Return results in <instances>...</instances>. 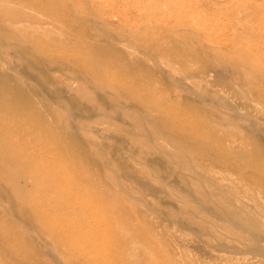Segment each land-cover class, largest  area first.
Wrapping results in <instances>:
<instances>
[{
	"label": "rangeland",
	"instance_id": "obj_1",
	"mask_svg": "<svg viewBox=\"0 0 264 264\" xmlns=\"http://www.w3.org/2000/svg\"><path fill=\"white\" fill-rule=\"evenodd\" d=\"M0 165V264H264V0H0Z\"/></svg>",
	"mask_w": 264,
	"mask_h": 264
},
{
	"label": "bare ground",
	"instance_id": "obj_2",
	"mask_svg": "<svg viewBox=\"0 0 264 264\" xmlns=\"http://www.w3.org/2000/svg\"><path fill=\"white\" fill-rule=\"evenodd\" d=\"M1 166V165H0ZM104 200V199H103ZM105 201V200H104ZM59 225V224H58ZM68 228V227H67ZM70 230H71V228H70ZM77 230V229H76ZM71 235V234H70ZM73 236V235H72Z\"/></svg>",
	"mask_w": 264,
	"mask_h": 264
}]
</instances>
